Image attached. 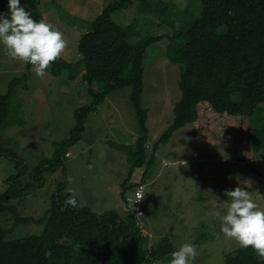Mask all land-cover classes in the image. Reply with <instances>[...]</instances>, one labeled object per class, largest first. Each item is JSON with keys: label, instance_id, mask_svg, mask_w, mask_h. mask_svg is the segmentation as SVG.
<instances>
[{"label": "rangeland", "instance_id": "1", "mask_svg": "<svg viewBox=\"0 0 264 264\" xmlns=\"http://www.w3.org/2000/svg\"><path fill=\"white\" fill-rule=\"evenodd\" d=\"M115 1L39 0L44 21L55 25L66 41L60 58L68 63L78 61L77 47L81 35L90 28L102 9ZM160 1L171 6L165 22L153 14L142 13L138 2L111 16L120 27L135 24L137 36L132 40L134 44L149 37L163 38L147 50L144 59L140 100L141 107L147 111V162L154 144L171 124L174 105L181 97L179 67L171 64L164 55L168 38L184 32L201 11V0ZM172 42L176 43L177 38ZM0 55V95H5L10 82L25 74L27 64L10 58L2 47ZM93 92L101 94L102 86L95 84ZM130 95V88L105 95L103 103L88 112L81 138L65 154L63 168L45 174L46 183L42 188L11 204L17 208L20 217L38 220L50 207L57 186L66 182V192L75 195L81 207L96 214L115 211L125 217L129 210L124 197L131 198L133 190L144 185L142 221L150 244L168 240L178 250L183 243L191 242L197 245L199 252L195 264H223L225 255L239 244L224 238L220 222L212 213L225 211L218 208V202L226 199L225 190L237 186L246 187L264 208V201L258 198L259 176L264 179V152L253 160L256 173H250L245 164L224 157L222 148L197 140L193 126L189 124L158 147L151 164L128 175L126 156L117 150V146L132 144L138 137ZM92 102L93 98L80 77L71 81L65 74L53 77L48 71L44 77H37L35 70H31L11 97L8 118L11 126L0 130V145L14 150L27 165V173L31 172L39 161L52 157L54 145L70 138V132L76 126L74 112L92 106ZM260 107L261 110L248 121L258 131L264 129V105ZM238 125L235 119V137ZM241 148L249 155V140ZM16 173L13 164L0 159V193L7 187V177ZM27 173L22 180L30 183ZM245 181L250 184L245 185ZM12 224L9 213L0 214V227L6 231L7 241L36 236L43 230L42 225L33 223L16 228H11ZM169 260L164 258L156 262L169 264Z\"/></svg>", "mask_w": 264, "mask_h": 264}, {"label": "trees", "instance_id": "2", "mask_svg": "<svg viewBox=\"0 0 264 264\" xmlns=\"http://www.w3.org/2000/svg\"><path fill=\"white\" fill-rule=\"evenodd\" d=\"M134 2L139 3L142 13L153 14L161 22L171 12V6L160 0L112 2L81 35L78 61L68 63L58 57L46 69L53 77L65 74L71 81L80 77L93 98L92 106L74 112L76 126L70 138L54 145L52 157L42 159L28 173L27 165L18 154L0 145V159L13 164L17 171L7 177V187L0 193V214L11 215V228L29 223L43 226L39 235L10 241L5 239L6 231L0 227V264H143L170 258L176 250L168 240L151 245L129 211L125 217L115 211L96 214L81 207L78 200V208L66 207L64 201L72 195L66 192V182L57 186L50 207L38 220L20 217L11 204L42 188L46 183L45 174L63 168L65 154L81 138L88 112L113 91L131 89L130 101L138 124L136 140L117 146L126 156L128 175L151 164L158 147L189 124L197 140L222 148L224 157L245 164L250 173H256L253 160L264 152V129L258 131L248 121L264 105V0H201L199 17L184 32L169 36L164 55L179 67L181 97L174 105L171 124L154 144L148 162L147 111L141 107L140 100L144 59L147 50L163 38L149 37L134 44L135 24L120 27L111 19L114 13L129 8ZM20 3L32 13L33 19L44 20L39 0H20ZM7 12V0H0V13ZM175 38L176 43L172 42ZM31 70L33 66L27 64L25 74L15 77L7 93L0 95V130L11 126L8 121L11 97ZM95 84L102 86L101 94L93 92ZM235 119L239 122L235 130L237 137L233 130ZM248 140L249 155L241 148ZM26 173L30 183L22 180ZM259 187L260 194L264 195L262 176H259ZM121 195L124 197V192ZM124 202L126 206L125 197ZM223 264H264V258L251 247L239 246L225 255Z\"/></svg>", "mask_w": 264, "mask_h": 264}, {"label": "clouds", "instance_id": "3", "mask_svg": "<svg viewBox=\"0 0 264 264\" xmlns=\"http://www.w3.org/2000/svg\"><path fill=\"white\" fill-rule=\"evenodd\" d=\"M7 8V13H0V47L10 58L32 65L37 77H44L46 69L66 47L63 33L51 23L33 19L20 0H7ZM223 195L226 199L218 202V208L225 211L217 210L212 214L218 218L224 238L236 241L241 248L251 247L264 258V208L246 187L225 190ZM258 198L264 200V195ZM64 205L73 209L79 207L75 195L66 199ZM198 255L197 245L183 243L170 254L169 264H195Z\"/></svg>", "mask_w": 264, "mask_h": 264}, {"label": "built area", "instance_id": "4", "mask_svg": "<svg viewBox=\"0 0 264 264\" xmlns=\"http://www.w3.org/2000/svg\"><path fill=\"white\" fill-rule=\"evenodd\" d=\"M144 197V185H138L133 190L132 197L129 199H126V206L131 213V215L136 220V227L141 231L142 235H146L145 232V225L142 221V218L144 217L143 210H142V200ZM142 214V215H141Z\"/></svg>", "mask_w": 264, "mask_h": 264}]
</instances>
